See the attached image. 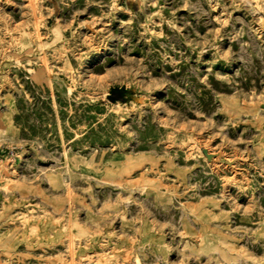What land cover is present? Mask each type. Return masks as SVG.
Returning a JSON list of instances; mask_svg holds the SVG:
<instances>
[{
  "label": "rangeland",
  "instance_id": "374dc122",
  "mask_svg": "<svg viewBox=\"0 0 264 264\" xmlns=\"http://www.w3.org/2000/svg\"><path fill=\"white\" fill-rule=\"evenodd\" d=\"M0 264H264V0H0Z\"/></svg>",
  "mask_w": 264,
  "mask_h": 264
}]
</instances>
